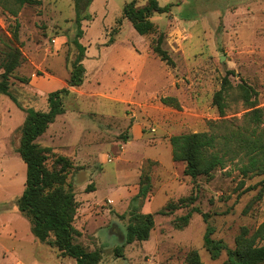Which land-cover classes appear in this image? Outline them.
Returning <instances> with one entry per match:
<instances>
[{"label": "rangeland", "instance_id": "374dc122", "mask_svg": "<svg viewBox=\"0 0 264 264\" xmlns=\"http://www.w3.org/2000/svg\"><path fill=\"white\" fill-rule=\"evenodd\" d=\"M39 1L22 7L16 17L9 11L17 8L13 0L0 2V81L2 61L15 46L17 22L23 54L9 95L0 93V264H76L34 237L18 201L26 189L27 165L19 148L27 111H48L49 94L67 87L79 56L78 11L88 17L79 40L86 48L84 83L70 90L63 99L64 115L36 141L48 149L50 170L60 156L74 165L69 176L79 203L74 226L82 233L76 242L100 250V264H192L193 253L202 264H226L227 251L214 260L206 249L208 228L229 249L244 238L264 246V173L245 175L250 161L241 155L211 177L193 180L184 174V162H174L169 141L186 133L252 130L242 84L258 92L259 131L264 129V0H156L171 8L151 17L156 31L147 36L122 19L125 5L135 0L83 1L78 8L75 0ZM137 1L144 6L149 0ZM161 35L175 66L153 52ZM226 76L231 88L221 117L213 100ZM163 97L176 98L181 110L164 105ZM78 114L92 146L80 165L73 160L78 149L70 139ZM135 121L142 126L139 140L131 135ZM102 147L106 150L98 151ZM87 169L89 178L76 176ZM143 170L150 172L151 188L138 201ZM192 196L195 202L184 209L161 213L168 203ZM189 212L183 227L180 218ZM134 213L153 214L155 226L149 240L125 245ZM204 213L210 215L207 222ZM121 246L118 257L114 251Z\"/></svg>", "mask_w": 264, "mask_h": 264}, {"label": "trees", "instance_id": "16d2710c", "mask_svg": "<svg viewBox=\"0 0 264 264\" xmlns=\"http://www.w3.org/2000/svg\"><path fill=\"white\" fill-rule=\"evenodd\" d=\"M5 1V0H0ZM7 1V0H6ZM86 1L75 0L77 8ZM17 8H8L13 16H18L19 10L25 5L40 4L39 0H13ZM1 4V3H0ZM5 5V4H4ZM6 7V6H5ZM171 6L162 7L156 0H149L146 5L138 6L135 0L123 9V18L132 23L134 29L142 36L153 34L156 26L151 21L155 14H164L170 11ZM88 19L77 12V24L79 25L78 38L75 43L79 50V56L72 66L67 87L51 92L48 96V111L28 110L27 117L22 128V137L19 148L21 159L27 165L26 189L18 201L19 211L29 219L32 234L42 243L57 249L62 257H70L76 260V264H100L102 253L100 250L89 251L76 242V238L82 233L74 226V220L79 208L76 200L74 185L69 181V176L74 168L72 162L66 157L56 159V168L50 170L46 166L48 149L41 148L36 143L37 139L44 135L57 117L65 113L63 99L70 95V88L80 87L84 83L86 68L84 59L86 48L79 42L83 36L82 22ZM20 24L17 22L13 32L15 46H9L5 58L2 61L0 81V93L9 95L10 79L16 69L21 65L23 54L19 40ZM163 35L153 44V52L167 65L175 66L167 50L162 47ZM231 73V72H230ZM23 82L29 79L23 78ZM231 88L228 76L223 80L222 87L214 95L213 103L217 107L221 117L227 110L226 93ZM244 104L251 109L247 113L249 120L255 125L252 130H229L219 136L210 132H196L175 135L170 138L174 162H184L186 167L184 174L197 180L201 176L211 177L217 169H222L228 161H234L241 155L246 156L250 166L245 167L243 172L264 173V129L259 131L263 121V110L258 108V92L247 84L240 86ZM161 102L181 110V105L176 98L163 97ZM213 127V122L210 124ZM211 127V126H210ZM144 175H147L146 177ZM151 188V175L142 171L140 190L136 199H144ZM89 187L87 188V190ZM87 192H91L88 190ZM137 201V202H138ZM194 197L181 199L178 203H168L163 215L173 214L186 207V203H194ZM200 213V211H199ZM205 221L210 218L209 214H203ZM192 217L189 212L181 221L187 226ZM155 226L153 214L134 213L131 215L130 224L127 227L126 244L149 240L151 231ZM214 230L207 229L205 247L212 259L217 260L227 251L228 261L226 264H264V246L257 247L251 240L245 239L237 244L235 249H229L224 242L212 238ZM124 246L115 249L116 256H123ZM192 264H202L197 253H193L190 259Z\"/></svg>", "mask_w": 264, "mask_h": 264}, {"label": "crops", "instance_id": "0c3cea01", "mask_svg": "<svg viewBox=\"0 0 264 264\" xmlns=\"http://www.w3.org/2000/svg\"><path fill=\"white\" fill-rule=\"evenodd\" d=\"M71 89L72 88H70V90ZM60 116H62V115H60ZM53 124H51V125H53ZM71 127H72L71 133H72L73 139L71 137H70V139H71V142L74 141L73 143L76 146V149H78L77 150L78 153L76 154V156H74L73 160L75 161L76 165H80L81 161H82L81 156L83 155V152L89 150L92 146H91L90 142L86 138H84V136H83L85 131L83 129V123H81L80 114H78V116H76ZM130 130H131V135H133L136 140H139L141 137L140 133H142V126L140 125V123L135 121L132 124V126L130 127ZM104 148H106V147H102L101 149L98 148V151H100L102 149L106 150ZM142 149L146 150L145 148H142ZM100 155L105 156V154H101V153H100ZM117 158H120V157L118 156ZM148 159H152V158H148ZM88 171H89L88 169L85 171H80V173H78L76 176L81 175V174H87V176H88V174H89ZM76 176H75V178H76ZM88 178H89V176H88ZM86 187H87V185H84L82 189H86ZM90 193L92 194V192H90ZM136 195H138V194L136 193L135 196Z\"/></svg>", "mask_w": 264, "mask_h": 264}]
</instances>
